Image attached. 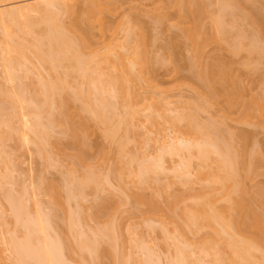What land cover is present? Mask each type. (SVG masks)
Wrapping results in <instances>:
<instances>
[{"label": "bare ground", "instance_id": "6f19581e", "mask_svg": "<svg viewBox=\"0 0 264 264\" xmlns=\"http://www.w3.org/2000/svg\"><path fill=\"white\" fill-rule=\"evenodd\" d=\"M118 2L0 0V66L6 69L7 83H21L15 92L13 87L12 92L0 90V142L14 141L20 151L31 145L45 172L59 168L65 177L60 179L69 178V183L60 180L59 185L66 183V189L47 178L40 180L41 185L49 182L38 190L49 214L42 212L41 202H33L36 213L31 215L24 201L25 196L35 197L30 192L23 190L19 199L15 195L17 201L13 190L4 192L14 227L23 231L19 238L16 234L10 238L9 252L17 264H74L71 260L77 261L76 254V264L88 260V264H105L106 258L112 264H123L134 253L124 256L115 235L121 231L124 214L137 210L143 213L139 226L156 232L152 240L130 227L125 232L123 239L130 248L145 252L141 264H150L156 246L171 254L170 264H264V186L259 180L264 179L262 146L253 144L248 132L236 136L229 127L221 137V128L227 123L259 131L264 128V89L242 103L245 98L235 86L238 76H232L235 62L252 71L264 61V0H170L167 8L150 12L155 23L182 33L178 43L185 46L187 59L196 67L190 73L199 83H192L189 89L198 102L193 106L185 102L191 108L182 110L179 105L183 102L177 107L181 98L171 101L169 89L149 77V40L139 17H122L115 24L106 21L105 16H117ZM249 3L258 6L248 12L244 4ZM211 43L223 45L232 61L226 64L218 55L222 58L220 62L215 58L218 68L209 69L208 62L203 65ZM175 45L177 41L172 49ZM237 106L240 113L233 119ZM213 107L217 108L216 119L207 115L212 127L208 122L210 128L205 131L207 126L200 128L196 118L198 113H213ZM93 136H99L103 146L97 150L96 164H89ZM63 141L71 146L70 154L60 148ZM147 145L155 149L152 157L145 154ZM63 159H71L65 170L59 167ZM106 165L107 172L114 175L103 174L111 189L102 183L100 167ZM4 168L2 178L7 175V166ZM112 177L115 187L109 180ZM175 186L185 190L170 194ZM94 195L98 200L101 197V203L103 200L101 207ZM91 196L93 204H99L98 214L102 205L109 206L103 207L107 219L99 220L101 226L96 220L102 229L88 235L85 229L91 230L81 225L83 217L90 215L81 214L80 209ZM72 206L79 210L75 212ZM56 211L61 214L58 224ZM91 217L87 220H93ZM55 224L61 228L59 233L57 226L53 230ZM79 228L85 233L76 234Z\"/></svg>", "mask_w": 264, "mask_h": 264}, {"label": "rangeland", "instance_id": "374dc122", "mask_svg": "<svg viewBox=\"0 0 264 264\" xmlns=\"http://www.w3.org/2000/svg\"><path fill=\"white\" fill-rule=\"evenodd\" d=\"M169 2H170V0H119V2H118V6H119V10L117 11V13H116V15L117 16H115V17H112V18H110L109 16H105V19H106V21L107 22H109V23H113V24H115V23H117L122 17H130V16H138L139 17V21L143 24V26H144V28H145V31H146V34H147V40H149V41H147V44H148V50H149V54H150V56H149V58H150V66H149V68H150V73H149V77H151L154 81H156L157 83H161V85H163V88H167V89H169V91H170V93H171V101H176L177 99H179V98H181L179 101L180 102H178V104H177V107H178V105H179V103L180 104H182V102H183V106H184V108H182L183 106L182 105H179L180 107H179V109H185V105H187L188 103H192V104H188V105H191V106H193V104L196 102H198V100L196 99V98H194V97H196V94H195V92H193L191 89H189V86L190 85H193L194 83L196 84V83H199L198 81H196L195 79H194V77H193V75L190 73V72H192V70H194L196 67H195V64H192V66H191V61L190 60H188L187 59V56H189V54H188V52H187V49L185 48V46L184 45H182V43L180 44V41H179V43H178V39H177V37L179 38V36H182V33L181 32H179V31H176V30H167L165 27V24L163 25H160V24H157V23H155L153 20H152V17H151V15H150V12L151 11H153L155 8H157V7H159V8H167L168 6H169ZM250 5H252V6H250ZM257 4H244V7H246L247 6V11L248 12H251V9H253V7L255 8V6H256ZM258 6V5H257ZM253 11V10H252ZM247 27L249 28V25H247ZM247 27H245V28H247ZM250 28H251V26H250ZM249 28V29H250ZM1 35V34H0ZM175 37V38H174ZM173 38V39H172ZM175 39H176V41H177V44L178 45H175L174 46V48L172 49V45H173V43L175 42V44H176V41H175ZM2 40V38L0 37V41ZM173 41V42H172ZM172 43V44H171ZM150 44V45H149ZM212 44V43H211ZM170 46V47H169ZM209 47V48H208ZM207 47V49H206V56H207V59L206 58H204V60L202 61V63H203V65L205 64V62L207 63V67L209 68V66H211V67H213L214 66V69H215V67H216V65L222 60V56L224 57V59L222 60L223 62H225L226 64H228L227 62H229L230 60H231V58H230V56L228 55V52H226V51H224V46L223 45H215V44H212V45H210V46H208ZM169 48H171L172 49V51H171V49L169 50ZM180 55V56H179ZM217 55V57H215ZM221 55V57H219V56ZM154 56H155V59H153L154 58ZM214 57V58H213ZM215 58H217V60L219 61H217ZM206 59V60H205ZM160 60H163V62L161 63V61ZM167 60V61H166ZM171 60V63H169V61ZM216 60V61H215ZM238 60H240V58L238 59ZM165 61V62H164ZM232 61V60H231ZM236 61V60H235ZM191 62V63H190ZM222 62V63H223ZM234 62V61H233ZM262 62V61H261ZM166 63V64H165ZM230 63V62H229ZM236 64H237V66H236ZM261 64V65H260ZM259 64V66H257V68L256 69H254V70H252V71H250L251 69H242V66L240 65V63H238V62H235V66L233 65V67H232V69L234 68V70H233V72H232V76L234 77V76H236L235 74H237V76H238V79H236V81H238V82H235V86H236V89H238V90H240V91H238L239 92V96H241L242 97V99H243V97L246 99H244V100H242V103H244L243 101H247V100H250L249 98H250V96L251 97H254V96H259V94L260 93H262L264 90V61L262 62V63H260ZM165 65V66H164ZM194 65V66H193ZM206 65V64H205ZM221 65V64H220ZM197 66V65H196ZM240 66V67H239ZM219 67V66H218ZM218 67H216V68H218ZM192 68V69H191ZM239 68V69H238ZM209 69H211V68H209ZM213 69V68H212ZM211 69V70H212ZM230 69H231V65H230ZM229 69V70H230ZM239 71H238V70ZM191 70V71H190ZM5 71H6V69H5V67L3 68L2 66H0V90H2L1 91V93H4V92H6L7 90H6V88L8 89V91L7 92H12V90H9V89H13V91L15 92V88L17 89V87L18 86H20V84L21 83H19V81H15V83L13 82V84H12V82H10V83H7L8 82V80H7V77H6V73H5ZM195 71V70H194ZM193 71V72H194ZM232 71V70H231ZM235 71V72H234ZM250 71V72H249ZM192 72V73H193ZM235 73V74H234ZM192 77V78H191ZM263 79V80H262ZM195 81V82H193V81ZM19 84H17V83ZM28 81H26V82H23L24 84L26 83V85L28 86L29 84L27 83ZM263 82V83H262ZM193 83V84H192ZM263 84V86L261 87V85ZM17 85V86H16ZM181 86V87H179V89H176L175 87L176 86ZM16 86V87H15ZM141 86V85H140ZM140 86H138L139 87V89L140 88H142V86L140 87ZM239 86V87H238ZM13 87V88H12ZM26 87V86H25ZM25 87H22V88H25ZM4 89V90H3ZM25 89H29V87L27 88H25ZM141 90V89H140ZM263 90V91H262ZM262 91V92H261ZM1 93H0V97H2L1 96ZM243 95V96H242ZM179 98H178V97ZM195 99H196V101H195ZM240 99V98H239ZM222 100V99H221ZM220 101V100H219ZM185 102H187V104H185ZM221 102V101H220ZM239 102H241V101H239ZM242 103H240V104H238L239 106H241L242 107ZM225 103L222 101V103H221V107L223 106H225L224 105ZM176 105V104H175ZM182 106V107H181ZM191 106L189 107V106H187V107H189V108H191ZM239 106H237L236 108H234L233 110L234 111H232V117H233V119H237V117H238V113H240V108H239ZM5 107H8V105L7 106H5ZM186 107V108H187ZM215 107V106H214ZM214 107L210 110V112H213V113H208V114H203V113H198L199 115H197L198 116V118H196V119H198V121H199V123H198V121H197V123L198 124H202L201 126H199L200 128H202L203 129V127L205 126H207L206 128H204L205 129V131H208V129L210 128V126L212 125V122L210 121L211 119H209L210 117H207V115H212L213 114V118L214 119H216L215 118V114H216V110H217V108H215L214 109ZM225 108V107H224ZM237 108H239V109H237ZM7 109V108H6ZM237 109V110H236ZM6 112L7 113H10L9 112V110L7 109L6 110ZM6 112L4 113L5 115H7L6 114ZM185 113H186V110H185ZM8 116V115H7ZM205 117H207V118H205ZM216 117H218L217 115H216ZM209 120V121H208ZM208 122H209V124H208ZM210 125L209 127H208V125ZM228 125V126H227ZM224 126V125H223ZM222 126V132H221V137H222V133H224V130L225 129H227V130H230V129H232L233 130V132L234 133H236V136L239 134V133H241V132H243V131H246V132H248V135H249V139H250V141L253 143V144H255L256 146H262V148L261 147H259V148H261V149H263V151L261 150V152H262V155H264V128H263V130H255L256 128H243V127H240L238 124H236V123H231V125H230V123H227L225 126H227V128H225V126L223 127ZM18 127V126H17ZM212 127V126H211ZM230 129H229V128ZM203 129V130H204ZM207 129V130H206ZM139 132L138 133H142V129H139L138 130ZM141 131V132H140ZM169 132H171V131H169ZM130 134V133H129ZM171 134V133H170ZM225 134H226V136H227V133L225 132ZM130 136V135H129ZM131 136H133V134L131 133ZM172 136V135H171ZM225 136V135H224ZM223 136V137H224ZM225 136V137H226ZM224 137V138H225ZM143 140H144V138H143ZM14 141H1L0 142V183H2V185L0 184V186L3 188L4 187V189H0V208L2 209H0V215H2V216H0V264H17V261H16V257H15V255L14 254H11L12 253V250H11V244H10V238H15V235L14 234H16L17 235V237L19 238L20 237V235H21V233L23 232V231H21V229L22 228H17V227H14L15 225H14V220H13V216H11V208H10V205L11 204H9L8 203V198H7V194H9L8 193V191L10 192V191H12V194H14V195H12L14 198H15V195H17L16 197L18 198V196H20L23 192V190H24V193H28L29 194V192H30V195H33V196H35V197H29V198H31V199H29L27 196H25L24 198H25V203H26V205H27V208H28V211L31 213V215H34L36 212V205L34 206V203L33 202H41L40 204V206H41V210H42V212L43 213H45V214H49V209H48V205H47V203L45 202V197L42 195V192H41V190L40 191H38L39 189H41V186H45V184H48L49 182H47V183H45V184H43V185H41L40 184V180L44 177V178H47V179H45L46 181H50L51 183L53 182L54 184H56V183H58V184H56V185H59V184H61L60 183V180H62L63 182H66L68 179L66 178V179H60L61 177H63V178H65L64 176H63V174L62 175H60V172H62V170H59V168H58V170H46V172H45V167H42V166H44L43 165V163H42V160L40 159L41 157L36 153V151H34V148H32L31 147V145L29 146L28 145V147L26 148V149H24V148H21V151H20V147L18 146L19 144H16L15 142L13 143ZM250 142V144L251 145H253L252 143ZM91 147H93L92 149H91V154L90 155H88L87 156V161L89 162V164H93V163H95L96 161H97V159H96V155H97V157H98V152H97V150L99 151V149L101 148L102 149V146H103V141L101 140V138L99 137V136H93V137H91ZM3 144V145H2ZM69 143H67L66 141H63L61 144H60V148L64 151V152H67L68 154H70L71 152H72V150H71V146H69L68 145ZM1 146H2V148H1ZM148 146V145H147ZM100 147V148H99ZM132 147H133V145H130L129 146V149H132ZM152 147V146H151ZM151 147H145L146 148V150H145V148H144V151H145V154L147 155V156H151L152 157V155L154 154V152H155V149H153V147L151 148ZM17 148H18V150H17ZM242 148V147H241ZM22 149H24V150H22ZM239 149H240V147H239ZM243 149V148H242ZM240 150V151H242L243 152V150ZM150 150V151H149ZM152 150V151H151ZM97 153V154H96ZM150 153H151V155H150ZM240 153V155L241 154H243V153H241V152H239ZM37 154V155H36ZM155 156V155H154ZM264 157V156H263ZM69 160V158H66V160ZM65 160V161H66ZM96 160V161H95ZM15 162H17L18 164H16ZM68 162H70L71 163V159H70V161H68ZM67 161L66 162H64V159H63V163H61V166H59L60 167V169H67L71 164L70 163H68ZM8 164V165H7ZM96 164V163H95ZM14 165V166H13ZM17 165V166H16ZM5 166H7V175H6V179L7 180H5V178H2L3 176H2V174L3 175H5L4 173H3V170H5ZM15 166L16 167H18V168H16L15 169ZM68 166V167H67ZM14 167V169H15V171H14V169H12ZM109 167V166H108ZM107 167V165H106V167H103L102 166V168L100 167V173L102 174L101 176H102V179H103V174H105V173H108L109 175L111 174L110 172H107V171H109V168ZM104 168V169H103ZM12 169V170H11ZM107 169V170H106ZM9 170V171H8ZM63 170V171H64ZM5 171V172H6ZM44 171V172H43ZM99 171V170H98ZM12 172V173H11ZM65 172V171H64ZM9 173H11L12 175H10ZM99 173V174H100ZM106 175V174H105ZM108 175V176H109ZM111 175H113V174H111ZM10 176V177H9ZM41 177V178H40ZM113 177H114V175H113ZM113 177L112 178H109V180H110V183H113L112 185L114 186L115 184V182H116V179L114 180L113 179ZM106 179V178H105ZM105 179H103V181H105ZM108 179V178H107ZM2 180V181H1ZM64 180H66V181H64ZM259 180H261L262 182H263V186H264V179H259ZM259 180H257V183H258V181ZM5 181H6V183H5ZM61 181V182H62ZM261 181H259V183L261 182ZM62 182V184H64ZM68 182V181H67ZM66 182V183H67ZM66 183H65V185H66ZM69 183V182H68ZM102 183H105L104 185L105 186H108V181H105V182H102ZM15 184V185H14ZM39 185H41V186H39ZM65 185H59L60 187H62V186H64L65 188L64 189H66V186ZM13 186H14V188H13ZM68 186V185H67ZM40 187V188H39ZM109 187V186H108ZM112 187V186H111ZM115 187V186H114ZM113 187V188H114ZM116 187H117V184H116ZM181 189H183L181 186H179ZM178 187V188H179ZM7 188V190H5ZM11 188V189H10ZM43 188H45V187H42V189ZM110 188V187H109ZM16 189V190H15ZM35 189H37V191L35 190ZM111 189V188H110ZM175 189V190H174ZM174 189H172V188H170L169 189V192H170V194H173V195H175V194H178V195H180V194H182V191L183 190H185V189H183V190H176V186L174 187ZM18 191V192H17ZM32 191V192H31ZM114 191V190H113ZM177 191V192H176ZM7 193V194H5V193ZM13 192H16V193H13ZM21 192V193H20ZM34 192V193H33ZM36 192V193H35ZM173 192V193H172ZM187 192V190L185 191V193ZM20 193V195H18ZM41 193V194H40ZM184 193V194H185ZM189 193V192H188ZM187 193V194H188ZM107 194V193H106ZM106 194H101V197H102V195L104 196L105 195V199L108 197ZM146 194L148 195V197L150 196V191H148V192H146ZM5 195V196H4ZM93 195V194H92ZM147 195H146V197L145 198H147L148 199V197H147ZM10 197V199H9V201H11V202H13V197ZM95 196V195H94ZM93 196V197H94ZM99 195H97V198H99L98 197ZM187 196V195H186ZM101 197H100V199L99 200H101ZM17 198H15V200L17 201L18 199ZM34 198H36V201H33V199ZM96 198V196L94 197V201H95V203H96V200H98V199H95ZM103 198V197H102ZM109 198V197H108ZM151 198V197H150ZM88 199V200H87ZM92 196L91 197H88V198H86V202H84L85 204H83V205H81L80 203L82 202H77V204L79 203V206L81 205V206H83V207H81L82 209H80V213L82 214L83 212L85 213V212H87L90 216L92 215L93 217H91V218H93V220L92 219H90V220H87L90 216H88L87 217V215L88 214H86V216L85 217H87L86 219L83 217V215H82V217H83V222H84V225H83V222H82V225L81 226H85V228L86 227H88L89 228V230H91V231H86V230H88L87 228L85 229V232L89 235L91 232H93V231H98L101 227H97V224L98 223H100V222H104L107 218H106V216H107V213L105 212V209L109 206L107 203H106V205H108V206H106V205H102L105 209H104V211H102L103 210V207H102V210H100V213H101V215H99L98 214V212L96 211V210H99V208L98 207H96L97 205L99 206V204H93V202H92ZM38 200V201H37ZM40 200V201H39ZM76 200V199H75ZM85 200V199H84ZM98 200V201H99ZM108 199H106V202H110V200H108ZM78 201V200H77ZM97 201V202H98ZM6 202V203H5ZM75 202V201H74ZM100 202V201H99ZM159 202H161V203H163V201L161 200V201H159ZM104 203H105V201H104ZM75 204V203H74ZM101 204H103V200H102V203L100 202V207H101ZM71 205H73L72 204V202H71ZM78 206V207H79ZM163 206V205H162ZM73 207V206H72ZM84 207H85V209H84ZM128 207V206H127ZM130 207H132V206H129V208ZM126 208V207H125ZM7 209H9V210H7ZM73 209H74V211H75V208L73 207ZM132 209V208H131ZM49 212H48V211ZM79 210V209H78ZM78 210H76V211H78ZM86 210V211H85ZM127 210V209H126ZM75 211V212H76ZM83 211V212H82ZM130 211V210H129ZM2 212V213H1ZM102 212H103V214H102ZM104 212L106 213L105 215L106 216H104ZM133 213L131 214V213H125L124 214V216L122 217V220L120 221V223H119V225H120V229L119 230H121L120 231V233L118 234V237H117V234H116V232H115V236H116V238H118L117 239V242L119 241V243H116L118 246H117V248H118V250L119 251H121L122 252V254H124V256L126 255V253L127 254H131V253H134V254H131V255H134L133 257H131V255H128L129 256V258L131 259V258H133L131 261L128 259V261H127V259H126V261L125 262H123V264H136V262H139V263H137V264H141L142 262H141V260H142V258L144 259V256L146 257V255L144 254L145 252H143L142 253V250L140 251H138L137 249L138 248H133L134 250H137V251H135V252H133L134 250L132 249V248H130V244L129 243H127L123 238H124V235H125V232L127 231V229H129L128 227H130L132 230H137L138 232H141V234L143 235V237L144 238H146V240L148 239V240H150L151 238H153V239H155L156 237V232H154V231H151V230H148L147 229V227H145V226H142V225H140L139 226V224H140V218L142 217V215L141 214H143V213H140V212H138L137 210L136 211H132ZM56 213H57V211H56ZM55 213V214H56ZM79 213V214H80ZM55 214H53V216H55L56 217V215L58 214V216L56 217V220L57 221H59V215H61V214H59V211H58V213L55 215ZM78 214V213H77ZM103 215V216H102ZM4 216H7L6 218L4 217ZM52 216V214H50V217ZM2 217V218H1ZM54 217V218H55ZM76 217H77V215H76ZM82 217H80V219L82 218ZM4 218V219H3ZM52 218V217H51ZM58 218V219H57ZM60 218H61V216H60ZM78 218V217H77ZM106 218V219H105ZM51 221H52V219H50ZM96 220H98L97 222V224H96ZM99 220H100V222H99ZM57 221H55V219H53V222L54 223H56ZM61 221V220H60ZM57 222L56 224H58V223H61V222ZM55 224V226L53 227V230L55 231V228H56V225ZM101 224L102 223H100V226H101ZM88 225V226H87ZM99 225V224H98ZM12 226H13V228H12ZM95 227H97V228H95ZM59 229H61V228H58V226H57V232L59 233L60 232V230ZM78 229V228H77ZM83 229V228H82ZM97 229V230H96ZM102 229V228H101ZM100 229V230H101ZM13 230H14V232H13ZM80 228H79V230H77V232H76V234L78 233L79 234V232H80ZM118 230V229H117ZM135 230V231H136ZM147 230H148V232H147ZM19 231H21V233L19 232ZM17 232H19L18 234H17ZM81 232H83V233H85L84 232V230L83 231H81ZM80 232V233H81ZM119 231H117V233H118ZM54 233V232H53ZM13 234V235H12ZM75 234V236H78V235H76ZM23 235V234H22ZM60 235V234H59ZM80 235V234H79ZM151 236V237H150ZM5 237V238H4ZM16 237V238H17ZM80 237V236H79ZM191 237V236H190ZM3 238V239H2ZM81 238V237H80ZM83 238V237H82ZM85 239L87 238V236H85L84 237ZM77 239H79L78 237H77ZM8 240V241H7ZM73 240V239H72ZM80 240V239H79ZM152 240V239H151ZM5 241V242H4ZM76 241H78V240H76ZM123 241H125V243L123 242ZM6 242H8V243H6ZM122 242V243H121ZM75 242H73V246L74 247H76L77 245H78V242H76L75 244H74ZM127 244H129V245H127ZM129 246V247H128ZM73 247V248H74ZM78 247V246H77ZM155 247V246H154ZM131 250H129V249ZM9 249V250H8ZM74 249H76V248H74ZM78 250V249H77ZM129 250V251H128ZM11 253H10V252ZM154 254L156 255V256H154ZM153 254V256H152V258L153 259H151V261H150V264H170L169 263V261L171 260V254L170 253H167L165 250H163L161 247H158V246H156L155 247V253ZM75 256V255H74ZM79 256V255H78ZM13 257V258H12ZM79 258V257H78ZM78 258H77V254H76V259H77V261L75 262V261H72V260H75V258H73L72 260H71V262L72 263H74V264H76V263H78ZM157 258H159V262L157 263H155L154 262V260L156 259L157 260ZM15 259V260H14ZM84 259H85V257H84ZM107 260H105L104 262H106V261H108L107 263H105V264H110L111 263V261L108 259V258H106ZM170 259V260H169ZM86 260H87V258H86ZM145 260V259H144ZM161 260V261H160ZM85 261V260H84ZM130 261V262H129ZM15 262V263H14ZM81 262V261H80ZM88 262H89V260L87 261V263L86 262H83V264L84 263H86V264H88ZM171 262V261H170ZM112 264V263H111Z\"/></svg>", "mask_w": 264, "mask_h": 264}]
</instances>
